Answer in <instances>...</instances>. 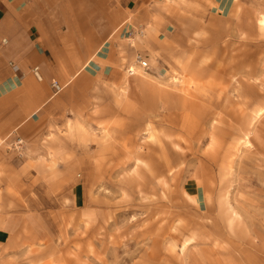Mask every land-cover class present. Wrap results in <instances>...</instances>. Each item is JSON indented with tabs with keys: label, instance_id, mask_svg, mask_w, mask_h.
Listing matches in <instances>:
<instances>
[{
	"label": "rangeland",
	"instance_id": "rangeland-1",
	"mask_svg": "<svg viewBox=\"0 0 264 264\" xmlns=\"http://www.w3.org/2000/svg\"><path fill=\"white\" fill-rule=\"evenodd\" d=\"M166 2L157 79L75 92L47 167L12 150L0 264H264V0Z\"/></svg>",
	"mask_w": 264,
	"mask_h": 264
},
{
	"label": "crops",
	"instance_id": "crops-1",
	"mask_svg": "<svg viewBox=\"0 0 264 264\" xmlns=\"http://www.w3.org/2000/svg\"><path fill=\"white\" fill-rule=\"evenodd\" d=\"M166 1L0 0V240L20 223L15 211H2L9 202L3 193L16 177L12 150L27 156L23 169L31 170L35 160L47 167L55 154L61 159L66 152L63 121L52 116L68 110L89 81L147 80L139 71L156 78L151 75L161 65L156 53L171 32V18L162 9ZM137 28H150L148 37L145 31L135 33ZM128 32L133 36H121ZM137 55L147 61L146 68L138 65ZM35 66L41 80L32 74Z\"/></svg>",
	"mask_w": 264,
	"mask_h": 264
},
{
	"label": "built area",
	"instance_id": "built-area-1",
	"mask_svg": "<svg viewBox=\"0 0 264 264\" xmlns=\"http://www.w3.org/2000/svg\"><path fill=\"white\" fill-rule=\"evenodd\" d=\"M128 33L131 34L130 32H128ZM136 62L142 68H146L148 66L147 61L143 60L140 55L136 56ZM12 69L14 71H17L18 67L16 65H12ZM129 73H133L132 68H129ZM32 74L37 80H41V75H40V72H39V68L37 66L32 68ZM52 86L54 87V89L56 91H58L60 89V85L57 82H54L52 84Z\"/></svg>",
	"mask_w": 264,
	"mask_h": 264
},
{
	"label": "bare ground",
	"instance_id": "bare-ground-1",
	"mask_svg": "<svg viewBox=\"0 0 264 264\" xmlns=\"http://www.w3.org/2000/svg\"><path fill=\"white\" fill-rule=\"evenodd\" d=\"M134 69H135V68H133V70H134ZM134 71H135V70H134ZM134 71H133V72H134ZM132 74H133V73H132ZM151 75H152V74H151ZM125 76H126V74L124 75V77H125ZM171 78H173V81L176 83V85L180 82V80H179L180 78L178 79V78L175 77V76H174V77L172 76ZM173 81H172V82H173ZM174 82H173V84H175ZM182 82H183V81H182ZM261 109H262V108H261ZM263 110H264V109H263ZM261 115H262V114H261ZM257 116H258V115H257ZM258 117H259V116H258ZM240 138H241V137H240ZM241 139H242V138H241ZM239 142H240V141H239ZM241 142L244 143V145H245V144L248 145L249 140H248L247 137H244L243 140H241ZM249 144H250V143H249ZM247 145H246V146H247ZM226 163H227V162H226ZM227 165H228V164H227ZM226 203H229V202L227 201ZM229 205H230V204H229ZM229 205H228V206H229ZM228 206H227V207H228ZM229 207H230V206H229ZM233 208H234V207H233ZM220 209H221V208H220ZM235 211H236V210H235ZM236 213H237V212H234L233 209H232L231 215H230V213H229V216H228V221H229V223H232V222L236 219V217H237V214H236ZM240 215H241V214H240ZM238 216H239V214H238ZM225 219H226V218H225ZM239 220H240V219H239ZM226 224H227V223H226Z\"/></svg>",
	"mask_w": 264,
	"mask_h": 264
}]
</instances>
